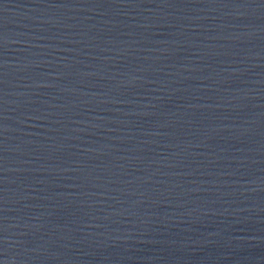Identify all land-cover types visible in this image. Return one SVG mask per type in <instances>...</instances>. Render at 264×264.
Returning a JSON list of instances; mask_svg holds the SVG:
<instances>
[{
    "label": "water",
    "instance_id": "obj_1",
    "mask_svg": "<svg viewBox=\"0 0 264 264\" xmlns=\"http://www.w3.org/2000/svg\"><path fill=\"white\" fill-rule=\"evenodd\" d=\"M0 264H264V0H0Z\"/></svg>",
    "mask_w": 264,
    "mask_h": 264
}]
</instances>
